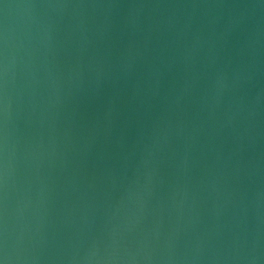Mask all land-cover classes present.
Here are the masks:
<instances>
[{
	"label": "water",
	"instance_id": "water-1",
	"mask_svg": "<svg viewBox=\"0 0 264 264\" xmlns=\"http://www.w3.org/2000/svg\"><path fill=\"white\" fill-rule=\"evenodd\" d=\"M5 264H264V0H0Z\"/></svg>",
	"mask_w": 264,
	"mask_h": 264
},
{
	"label": "snow or ice",
	"instance_id": "snow-or-ice-1",
	"mask_svg": "<svg viewBox=\"0 0 264 264\" xmlns=\"http://www.w3.org/2000/svg\"><path fill=\"white\" fill-rule=\"evenodd\" d=\"M0 264H3V261H2V259H0Z\"/></svg>",
	"mask_w": 264,
	"mask_h": 264
},
{
	"label": "clouds",
	"instance_id": "clouds-1",
	"mask_svg": "<svg viewBox=\"0 0 264 264\" xmlns=\"http://www.w3.org/2000/svg\"><path fill=\"white\" fill-rule=\"evenodd\" d=\"M3 261V264H5V261L4 260H2Z\"/></svg>",
	"mask_w": 264,
	"mask_h": 264
}]
</instances>
